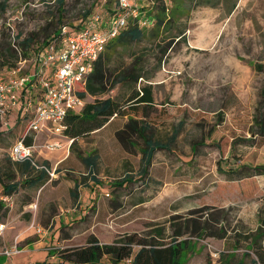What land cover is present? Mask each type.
Instances as JSON below:
<instances>
[{
  "label": "rangeland",
  "instance_id": "rangeland-1",
  "mask_svg": "<svg viewBox=\"0 0 264 264\" xmlns=\"http://www.w3.org/2000/svg\"><path fill=\"white\" fill-rule=\"evenodd\" d=\"M107 2L63 0L57 8L56 0H0V47L32 37L30 47L35 49L61 26L73 31L93 16L105 22L114 11V2ZM164 2L170 7V0ZM133 3L141 16L152 12L153 0ZM57 10L63 11L58 22ZM88 10L90 14L83 19ZM178 22L182 39L170 44L158 66L154 57L159 53H142L143 72L150 74L148 82L154 90L152 135L160 140L173 125L184 121L172 149L154 153L145 178L133 174L132 183L124 189L117 187L122 177L110 180L108 186H99L100 179L91 185L78 156L95 153L101 138L97 142L96 135L83 136L71 143L61 134L55 138L56 150H67L69 157L58 165L47 163L58 168V176L31 187L25 182L33 179V172L19 170L7 157L13 137L24 133L27 119L9 118L8 125L0 127V184H18L9 195L2 194L0 185V223L5 225L0 251L14 242L22 249L6 264H39L45 259L57 264L56 252L83 243L80 237L63 241L64 234L82 231L87 225L88 233L101 243L130 233L168 243L173 233L180 232L174 238L180 243L177 264H250L254 257L246 236L257 229L263 233L264 245V175L229 180L222 173L241 166H264V138L249 133L264 82V0H193L188 15ZM16 34H20L18 39ZM142 44L118 49L110 67L118 57L123 62L140 57ZM30 69V58L20 61L21 74ZM106 96L111 95L99 97ZM11 128V133L2 134ZM51 139L45 134L32 137L36 162H41L40 151H56L43 148ZM111 140L105 138L102 145V153H110L111 160L101 161L100 173L117 162ZM134 146L139 148L141 139ZM130 160L135 166L134 159ZM73 184L78 186V200H90L82 203L83 209L74 206ZM74 222L83 223L68 227ZM37 229L43 232L40 237Z\"/></svg>",
  "mask_w": 264,
  "mask_h": 264
},
{
  "label": "trees",
  "instance_id": "trees-1",
  "mask_svg": "<svg viewBox=\"0 0 264 264\" xmlns=\"http://www.w3.org/2000/svg\"><path fill=\"white\" fill-rule=\"evenodd\" d=\"M110 1L114 2L115 8L117 0H108L107 4H110ZM192 1L193 0H177L176 3L173 2V0H170L171 5L170 7H167L164 0H153L154 3H152V12L146 17L149 19L148 24H151V27L147 29L144 27L140 28L137 25L136 20L132 18L127 20L126 27L122 29L113 39L106 43L103 52L93 63L92 71L86 77L84 85L77 91L78 98L80 100H83L86 96L92 97L93 100L90 103H84L79 113L68 114L64 117L62 121V135L71 139V143H73L77 138L86 136L90 132L100 128L113 114L118 112V104L114 99H97V97L107 94L116 84H118L122 89H131V92L127 97L128 101H132L131 104L145 101L149 102L151 100L147 89L142 88L141 95L138 96V92H135L134 88L138 79H144L146 77L143 72L145 57H143L142 53L147 51H155L159 53L157 54L158 56L154 57L156 60L155 64L158 66L161 63V57L170 44L174 40L182 39L183 30L179 27L178 21L180 18L188 15L189 4H191ZM62 3L63 0H56L57 8H60ZM57 13L56 22L61 19L63 11L57 10ZM112 13L113 12H111V14ZM89 14V10L83 12L82 18H87ZM78 28L79 27H77V29ZM56 32L57 30L49 36L50 39L42 41L35 49L30 47L33 43L32 37L22 38L15 46H11L9 43L1 46L0 69H3V71L0 72V79L4 78L8 70L15 68L17 62L26 61L29 58L32 60L36 53L42 49L43 46L51 40V38H53V36L56 35ZM19 37L20 34H16V39ZM139 43H144L141 47L140 57L131 58L129 62H123V60L118 59V57L115 58L117 62L113 63V67H110L111 61L117 54L118 49L129 50V48H133L134 45ZM130 54H132V52H130L129 55ZM257 99L249 133L252 136L256 135L260 138H264V82L262 87L259 89ZM18 118L21 119L24 117ZM181 125L182 124H180L179 128L173 132L171 137L162 142L155 140L151 131V135L147 136L145 132L149 129L144 126H140L138 128L135 120L131 118L128 119L124 126V131L117 132L115 135L116 138L123 143L124 139L128 142L134 136L142 140L143 147L139 150L140 167L136 174H134L135 176L138 175L139 179L146 177L147 169L150 166L154 153L156 151H169V147L174 142L176 134L181 130ZM123 133L125 135L124 138L121 136ZM21 136H18L16 139H21ZM23 144L25 146H32V137L27 136L23 138ZM191 145L192 148L196 146L195 143H192ZM123 146L125 147L124 144ZM79 159L87 170V180L91 183V185L95 184L97 182L93 174L96 168L95 158L93 155H87L85 158ZM43 163L47 165V162ZM14 164L17 165V163ZM20 167L22 171H25L28 169V164L20 163ZM32 172L34 174V176H32L33 179L25 182L31 187L41 184L43 180L47 178L46 174L42 171ZM222 173H224L229 180H238L255 175H264V166H257L255 168L241 166L235 170H229ZM55 174L56 176L59 174V170L56 167ZM1 175L2 173L0 171V178ZM134 175L124 174L122 178L118 180V187L121 185L125 187V185L131 184L132 180L130 179H132ZM17 187V183H13L8 186L1 185V192L4 195H9L13 193ZM124 187H120V189H124ZM77 189L78 186L73 184V190L70 192V195L74 199H77ZM74 206L75 208H80L78 199L75 201ZM195 231L196 230L194 228L192 232L194 233ZM67 234H64L62 240L68 237ZM180 234V232L173 233L168 243L159 242L154 238L146 237V234L138 233L123 234L114 238L110 243H101L94 236L88 235L83 240V243L70 246L60 252H56V263L102 264V261L105 260L106 263L104 264H115V262L127 260L128 264H177V260L180 256V243L175 242L174 238L180 236ZM247 235L246 239L248 241L249 251L254 257L250 259V264H264V245L261 241L263 233L257 229L254 234L248 233ZM248 253L245 255L248 256ZM49 256H51V254L48 251L47 257ZM39 264L54 263L48 262V260L45 259Z\"/></svg>",
  "mask_w": 264,
  "mask_h": 264
},
{
  "label": "built area",
  "instance_id": "built-area-1",
  "mask_svg": "<svg viewBox=\"0 0 264 264\" xmlns=\"http://www.w3.org/2000/svg\"><path fill=\"white\" fill-rule=\"evenodd\" d=\"M133 2L117 0L113 13L105 22L93 16L73 31L61 26L30 60L31 69L27 73H20L19 61L0 79V121L13 110L17 117L27 119L21 139L7 152L9 161L27 163L34 172L42 171L50 179L56 177L55 167L36 162L33 146H25L23 138L45 134L54 139L43 148L49 152L59 148L55 138L61 135L62 121L81 107L77 91L84 85L106 43L126 27L129 18L136 20L139 27L148 25L149 20L140 15ZM4 229L5 225L0 223V234ZM35 234L39 236L43 232L37 229ZM21 250L14 242L0 251V256L8 259Z\"/></svg>",
  "mask_w": 264,
  "mask_h": 264
},
{
  "label": "crops",
  "instance_id": "crops-1",
  "mask_svg": "<svg viewBox=\"0 0 264 264\" xmlns=\"http://www.w3.org/2000/svg\"><path fill=\"white\" fill-rule=\"evenodd\" d=\"M149 79H150V74L146 75V77L144 79H138L136 84H135V86H134L135 92H138V96L141 95V89L142 88H145V89H147V91H149V95H150V98H151V100L149 102L145 101V102H138L136 104H131L132 101H128V99H127L128 95L131 92V89L130 90L129 89L125 90V89H122L118 84L114 85V87L108 92L111 96H106L105 98H111V99H114L117 102V104H118V112L113 114L100 128H98L95 131H92L88 135H86V136H90V135L98 136L99 139L97 140V142L101 138L100 142L98 143L99 146L95 150L96 152L90 154V155H93V157L96 160L97 173H96V176H94V177L96 179H100L101 180V181L99 180L98 183H97L99 186L102 183H103L102 185L108 186L110 180L117 179L118 177H122L124 174H132V175L136 174L137 170L140 167L139 150L142 149V147H143L142 146V140H141V146L139 148H136L134 146L135 140L136 139H140V138L134 136L128 142L124 139V143H123V142H120L116 138L115 134L117 132H123L125 124L127 123L128 119L131 118V119H133V120H135L137 122V127L138 128L140 126H144L147 129H149V130H147L145 132V134L147 136L151 135L153 127L156 126L155 123H154V119H153L154 118L153 115L156 113V110H155V105H154V100H153V91L154 90H153L152 85L148 82ZM87 97L92 98L90 96H86L83 100H81L82 101V105L84 103H90V102H86L85 101V99ZM105 98H100L99 97L97 99H105ZM82 105H81V107H82ZM132 106H133V109H132ZM7 114H6L7 115V119H4L3 121H0V127H5L6 125H8L7 121H8L9 118L10 119L11 118L15 119L17 117V112L15 110L10 111ZM180 124H182L181 127H180L182 129L183 126H184V121H181V122L177 123L176 125H173V127L170 130H167V132L164 134L162 139H160V140L159 139H155V140H159V141L164 142L167 138L171 137L173 132L176 131L179 128ZM11 130H12V128L11 129H7V131L3 132L2 134H6L7 132H12ZM180 131L176 134L174 142L172 143V145L176 142V139L179 137ZM18 135H19V132H18ZM121 136H122V138H124L125 137L124 133L121 134ZM17 137L14 136L13 138L16 139ZM108 137H112L111 141L113 143L112 144L113 148H114L113 151L116 154V155H113V157L115 156L118 159H117V162L115 164L113 163L112 169L109 166V167H107V170H103V172L100 173V167H101V164H102L101 161L104 162L105 160H107V161L111 160L110 153L105 154V153H102V150H101L102 145L104 147L105 138H108ZM153 138H154V136H153ZM101 142H102V144H100ZM123 144L125 145V147L123 146ZM172 145L169 147V151L172 149ZM69 155L70 154H69V152L67 150L66 151L56 150L53 154L47 153V152L46 153H42L40 151L38 156H40L41 162H38V163L47 162V163H54V164L58 165L59 163L64 162L69 157ZM86 156H84V157H79L78 156V158H85ZM57 157H59V159L54 162V159H56ZM131 157H132V159H134L135 166L132 164V161L130 160ZM34 158H35V156H34ZM16 166L18 167L19 170L21 169L20 163H17ZM28 169L30 170L29 166H28ZM117 187H118V185H117ZM121 187H124V186L121 185ZM92 190H93V188L90 187L89 191L91 192ZM89 202H90L89 198L85 199V201H83V202H81L79 200L80 208L83 209L82 203L83 204H85V203L87 204ZM79 223L82 224L83 222L70 223V224H68V227L69 226L72 227L74 225H78ZM88 228H89V225H87L86 227H83L82 231H79V232L71 231V232H69L67 234L68 237L65 238L63 241L68 242V241L73 240L76 237L77 238L80 237L81 241L83 242V240L88 235H92L95 238H97L98 241H100L98 239V237L94 233H88ZM39 237H40V235H39ZM11 258L12 257L6 259V258L0 256V264L1 263H6V261H8Z\"/></svg>",
  "mask_w": 264,
  "mask_h": 264
}]
</instances>
